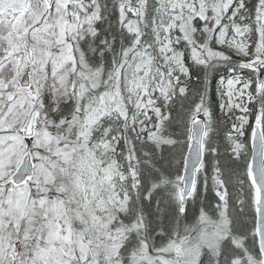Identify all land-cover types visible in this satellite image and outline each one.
Here are the masks:
<instances>
[{
  "label": "snow or ice",
  "instance_id": "snow-or-ice-1",
  "mask_svg": "<svg viewBox=\"0 0 264 264\" xmlns=\"http://www.w3.org/2000/svg\"><path fill=\"white\" fill-rule=\"evenodd\" d=\"M0 264H264V0H0Z\"/></svg>",
  "mask_w": 264,
  "mask_h": 264
}]
</instances>
